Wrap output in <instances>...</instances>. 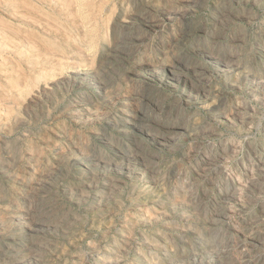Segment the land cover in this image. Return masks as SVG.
I'll return each mask as SVG.
<instances>
[{
	"label": "rangeland",
	"instance_id": "obj_1",
	"mask_svg": "<svg viewBox=\"0 0 264 264\" xmlns=\"http://www.w3.org/2000/svg\"><path fill=\"white\" fill-rule=\"evenodd\" d=\"M0 264H264V0H0Z\"/></svg>",
	"mask_w": 264,
	"mask_h": 264
},
{
	"label": "bare ground",
	"instance_id": "obj_2",
	"mask_svg": "<svg viewBox=\"0 0 264 264\" xmlns=\"http://www.w3.org/2000/svg\"><path fill=\"white\" fill-rule=\"evenodd\" d=\"M122 33V32H121ZM141 113V112H140ZM162 141V140H161ZM174 141V140H173ZM224 160V159H223ZM261 180V179H260ZM39 246V245H38ZM16 258V257H15Z\"/></svg>",
	"mask_w": 264,
	"mask_h": 264
}]
</instances>
